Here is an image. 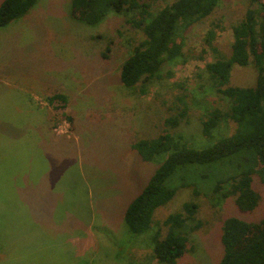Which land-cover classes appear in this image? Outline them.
Masks as SVG:
<instances>
[{"label":"rangeland","instance_id":"1","mask_svg":"<svg viewBox=\"0 0 264 264\" xmlns=\"http://www.w3.org/2000/svg\"><path fill=\"white\" fill-rule=\"evenodd\" d=\"M145 1L156 12L173 0ZM71 4L37 0L26 14L0 26V128L21 136L29 120L37 127L16 150L2 153L0 264H160L152 257L157 226L133 233L125 213L167 155L147 161L134 143L169 128L190 146L203 148L235 131V123L223 119L215 137L202 134L206 109L229 104L214 91L205 71L215 57L208 52L200 60L191 54L185 63L165 65L163 76L140 93L122 83L120 72L134 45L144 38L142 31L118 13L89 24L72 15ZM250 6L251 0H219L210 16L186 32V52L200 54L210 23L222 21L215 43L229 54L232 25ZM257 77L253 65H236L231 84L253 86ZM56 93L65 94L67 102L50 103L48 98ZM181 107L188 109L187 115L178 126H167L166 118ZM48 166L57 168L49 183ZM206 172L209 175L203 176ZM218 174L207 166L179 167L166 181L176 194L155 210V221L194 200L204 222L190 234V249L177 264H217L223 254L224 220L239 216L255 221L264 214L263 185L257 209L244 214L233 196L211 194ZM186 183L203 192L196 195L195 187ZM32 193L34 201L41 199L33 213ZM17 195L19 215L5 217V209H12L7 205L10 198Z\"/></svg>","mask_w":264,"mask_h":264},{"label":"trees","instance_id":"2","mask_svg":"<svg viewBox=\"0 0 264 264\" xmlns=\"http://www.w3.org/2000/svg\"><path fill=\"white\" fill-rule=\"evenodd\" d=\"M37 0H3L0 4V26H6L26 14ZM219 0H173L154 12L145 0H72V15L95 25L111 13L124 14L144 38L131 50L121 66L120 79L127 87L147 92L154 79L163 76L165 65L187 62L191 57L204 60V53L212 52L215 59L207 62L205 71L212 88L228 106L213 104L202 116V134L212 137L223 119L235 123V131L222 136L207 147L190 146L182 136L166 128L158 137L139 139L134 147L147 160L164 153L166 159L150 178L147 185L128 205L125 222L133 233H140L154 224L152 257L160 264H177L189 251L190 234L204 225L198 218V202L190 200L182 211L172 213L161 222L154 219L155 210L169 202L176 188L166 184L179 167L207 166L211 174H218L211 194L235 198L241 213L257 209L264 186V0H251L246 15L232 25L233 42L229 54L224 53L215 40L222 21H212L200 54L186 52V32L198 21L210 16ZM253 65L257 69V82L253 86L231 84L233 68ZM50 103L67 102V96L56 93ZM188 109L166 118L167 126L176 127L187 115ZM71 119V118H70ZM215 137V135H214ZM209 172L203 174L208 176ZM194 193L203 191L193 183ZM219 193V194H218ZM15 201L7 205L15 208ZM16 218L14 211L5 209L4 216ZM166 232L163 234V228ZM223 254L217 264H264V214L259 220L230 216L223 222L221 232Z\"/></svg>","mask_w":264,"mask_h":264},{"label":"crops","instance_id":"3","mask_svg":"<svg viewBox=\"0 0 264 264\" xmlns=\"http://www.w3.org/2000/svg\"><path fill=\"white\" fill-rule=\"evenodd\" d=\"M30 123H32V125H29ZM13 124H16V123H13ZM37 129V127L35 128L33 126V122L31 120H29L28 124H26V126L22 129V130H25L24 133H22V135H13V134H18L17 133H13L12 131H5L4 129L0 128V145H2L0 147V162L2 163L3 160H2V153L3 151H6V150H12V149H15L16 150V147L17 146H20L19 145V142L22 141V139H27L29 136H31V134ZM12 133V134H11ZM62 142H60L61 144ZM6 145V146H5ZM63 148H64V145H63ZM64 150V149H63ZM29 157V155L25 158L27 159ZM24 159V165L25 163L27 162L26 160ZM33 167V166H32ZM50 167H52V169H50ZM56 170L57 168L54 167V166H48L46 167V178H47V181L49 183L50 180H52V178L54 176H56ZM18 192V191H17ZM35 194L36 193H32V213L34 211V209L36 207H40V204H39V201L41 200H37V201H34L33 199L35 198ZM22 196V195H21ZM17 198H18V202H17ZM19 199H20V195H17L16 197L14 198H10V200H14L15 201V208L14 209H11L14 211V215L17 217L19 215L18 213V209L19 207L21 206V202H19ZM25 206L29 208V201H27L25 203ZM37 233H42V230H37Z\"/></svg>","mask_w":264,"mask_h":264}]
</instances>
